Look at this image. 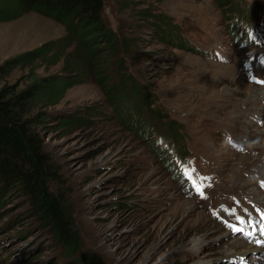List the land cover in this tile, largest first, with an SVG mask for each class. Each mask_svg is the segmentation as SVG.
<instances>
[{
  "label": "rangeland",
  "instance_id": "rangeland-1",
  "mask_svg": "<svg viewBox=\"0 0 264 264\" xmlns=\"http://www.w3.org/2000/svg\"><path fill=\"white\" fill-rule=\"evenodd\" d=\"M222 1L104 0V14L130 46L124 60L131 81L156 98L151 108L164 122L180 124L178 133L205 159L202 168L218 175L214 199L234 193L264 211V85L246 81ZM252 1L264 10V0ZM151 13L170 19L177 38L160 40L161 20ZM66 35L36 13L1 22L0 65ZM46 67L39 78L67 74L62 63ZM113 70L121 74L117 64ZM31 76L27 69L13 80L23 85ZM113 97L104 83L77 84L46 109L47 127L39 128L58 172L50 189L66 203L81 251L65 254L18 185L0 196V264H76L85 253L99 264H264L261 231L248 238L217 224ZM120 108L125 117L118 120ZM74 119L89 122L63 124ZM228 137L240 147H230Z\"/></svg>",
  "mask_w": 264,
  "mask_h": 264
},
{
  "label": "trees",
  "instance_id": "trees-1",
  "mask_svg": "<svg viewBox=\"0 0 264 264\" xmlns=\"http://www.w3.org/2000/svg\"><path fill=\"white\" fill-rule=\"evenodd\" d=\"M230 1L223 0L221 3L228 14ZM29 13L45 16L63 25L67 35L0 65V196L21 185L43 227L50 231L65 254L71 257L81 251L83 241L75 229L66 203L54 195L49 186L50 181L57 179L58 172L44 149L39 129L47 127L43 124L47 120L46 109L59 105L68 89L89 80L108 86L111 94H114L112 103L122 101V108L131 112L137 124L134 113L136 108L140 110L141 104H133L128 86L136 94L135 97L152 111L151 105L156 98L147 92L141 93L143 86L133 83L127 75L124 51L127 53L130 46L106 21L104 0H0V23ZM163 17L152 15L151 19L161 20L157 24L156 36L171 43L172 37L177 38L173 31L175 27L170 24V19ZM172 32L174 35L169 37ZM60 63L63 64L62 71L67 74L37 76L40 68L45 66L48 69L47 64L56 66ZM116 64L120 68V75L114 73ZM27 69L32 74L30 83L21 85L20 81L13 80L16 72ZM121 110L117 112L120 116L118 120L125 117ZM88 122L74 119L72 122L63 121V124L85 125ZM179 127L180 124L174 122L169 132L177 140H183L178 133ZM213 220L220 224L218 220ZM78 257L73 263L99 264L86 253Z\"/></svg>",
  "mask_w": 264,
  "mask_h": 264
},
{
  "label": "bare ground",
  "instance_id": "bare-ground-1",
  "mask_svg": "<svg viewBox=\"0 0 264 264\" xmlns=\"http://www.w3.org/2000/svg\"><path fill=\"white\" fill-rule=\"evenodd\" d=\"M222 35V34H221ZM221 35H219V38H222V36ZM167 168H168V166L167 165H165ZM263 203H264V197H263ZM188 208H190V204L189 203H187V204H185L184 205V207H183V211H186ZM257 229L259 230V228H258V226H257ZM257 230V231H258ZM257 234H255V236H256ZM251 238V237H250ZM264 239V236L263 237H261L260 239ZM240 247H245V248H248V247H251L252 246V244H247V243H241L240 245H239ZM245 250H247V249H245ZM242 256H244V255H242Z\"/></svg>",
  "mask_w": 264,
  "mask_h": 264
},
{
  "label": "snow or ice",
  "instance_id": "snow-or-ice-1",
  "mask_svg": "<svg viewBox=\"0 0 264 264\" xmlns=\"http://www.w3.org/2000/svg\"><path fill=\"white\" fill-rule=\"evenodd\" d=\"M258 83H264V81H257ZM201 196H204V192L202 189H198ZM261 219L264 220V215L261 216ZM261 235H264V229L261 230Z\"/></svg>",
  "mask_w": 264,
  "mask_h": 264
}]
</instances>
